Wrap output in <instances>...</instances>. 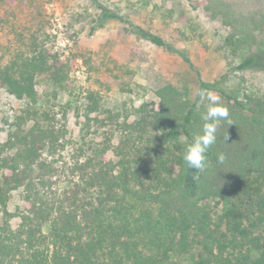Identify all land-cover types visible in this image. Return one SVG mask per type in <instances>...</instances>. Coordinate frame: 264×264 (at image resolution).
Here are the masks:
<instances>
[{"label":"trees","instance_id":"trees-1","mask_svg":"<svg viewBox=\"0 0 264 264\" xmlns=\"http://www.w3.org/2000/svg\"><path fill=\"white\" fill-rule=\"evenodd\" d=\"M92 2L100 12L93 32L118 20L195 69L191 57L161 35L134 25L102 0ZM213 2L208 8L229 28L226 43L233 52L259 44L264 12L245 14L228 0ZM15 35L18 43L0 55V89L37 103L39 76L60 86L69 82L71 66L46 31ZM263 59L254 50L238 69ZM198 75L202 90L218 93L232 124L221 122L217 143L206 154L209 167L198 180L183 155L201 132L208 102L197 107L199 97L171 84L156 91L158 107L142 103L133 118L119 123L118 145L107 137L91 144L88 154L82 148L65 187L42 158L53 131L34 125L0 145V264H179L174 255L187 257V264H264V97L244 101ZM85 98L87 115L97 113L96 93L88 91ZM239 133L249 139L250 155L238 175L225 181L222 168L242 142ZM221 153L223 164L217 160ZM17 190L22 205L12 212L9 202Z\"/></svg>","mask_w":264,"mask_h":264},{"label":"rangeland","instance_id":"rangeland-1","mask_svg":"<svg viewBox=\"0 0 264 264\" xmlns=\"http://www.w3.org/2000/svg\"><path fill=\"white\" fill-rule=\"evenodd\" d=\"M102 1L134 25L161 35L185 51L195 69L177 53L142 38L132 28L126 30V24L118 20H108L93 32L100 12L92 0H0V55L2 49L6 55L18 43L16 33L46 31L50 43L71 66V78L63 86L47 76L37 78V103L0 89V145L10 138L14 141L16 134L26 133L34 125L53 131L54 142L42 150V158L54 165L61 187L69 183L67 176L72 175L82 148L88 154L91 144L102 143L107 137L118 145L119 123L126 117L133 118L142 103L158 107L156 91L166 85L188 88L195 99L202 90L199 72L211 85L241 100L264 97V59L259 66L238 69L254 50L264 54V36L259 44L233 52L226 43L229 28L208 8L213 7V0ZM228 1L245 14L264 12V0ZM88 91L96 93L100 105L97 113L89 115L85 98ZM231 116L237 119L241 115ZM239 123H234L236 129ZM248 140L246 135L242 137L240 146L223 166L225 181L236 177L249 158ZM7 153L9 149L4 146V155ZM108 157H114L113 152ZM20 205L21 190H17L11 195L9 209L16 212ZM17 222L18 218H13L11 223L17 227ZM172 258L179 264L188 262L187 257Z\"/></svg>","mask_w":264,"mask_h":264},{"label":"clouds","instance_id":"clouds-1","mask_svg":"<svg viewBox=\"0 0 264 264\" xmlns=\"http://www.w3.org/2000/svg\"><path fill=\"white\" fill-rule=\"evenodd\" d=\"M196 95L199 97V104L207 101L206 111L202 114V129L201 132L195 134L191 143L188 144L183 155V160L189 169H192L194 174L193 180H198L200 175L205 173L209 167L207 152L217 143V132L222 121H227L229 125V110L220 103V97L214 94L211 90H199ZM228 135L223 137L226 143ZM226 156L218 154V163L223 164Z\"/></svg>","mask_w":264,"mask_h":264}]
</instances>
